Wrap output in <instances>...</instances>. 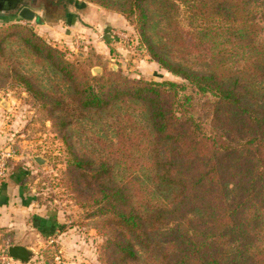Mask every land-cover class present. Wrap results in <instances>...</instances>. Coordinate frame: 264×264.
<instances>
[{
	"label": "rangeland",
	"instance_id": "374dc122",
	"mask_svg": "<svg viewBox=\"0 0 264 264\" xmlns=\"http://www.w3.org/2000/svg\"><path fill=\"white\" fill-rule=\"evenodd\" d=\"M220 1L46 0L36 10V20L0 18V151H15L10 173L22 171L24 191L35 209L55 218L50 233L0 228V264H7V248L21 241L33 253L25 264H159V253L138 246L136 262L120 261L115 243L128 237L100 197L77 179L72 157L105 165L107 182L121 187L141 209L160 205L167 195L155 182L152 161L157 148L146 106L120 96L103 109L82 108L72 81L24 43L27 31L76 68L78 80L97 79L96 90L146 82L185 85L151 58L140 35L138 6L146 15L145 36L164 58L186 69H212L223 75L239 71L244 62L240 51L223 60L218 49L209 51L211 42L218 46L221 40L216 30ZM250 2L255 15L264 13V0ZM67 4L71 7L66 10ZM66 11L75 17L71 23L65 21ZM260 25L257 40L263 45L264 23ZM112 31L126 34L128 40L110 38ZM20 76L38 94L29 93ZM252 80V91L263 99L264 82ZM211 101H195L196 117L206 119L202 109ZM36 157L45 162L37 164Z\"/></svg>",
	"mask_w": 264,
	"mask_h": 264
},
{
	"label": "trees",
	"instance_id": "16d2710c",
	"mask_svg": "<svg viewBox=\"0 0 264 264\" xmlns=\"http://www.w3.org/2000/svg\"><path fill=\"white\" fill-rule=\"evenodd\" d=\"M251 3H218L221 40L218 46L211 42L209 51L218 49L222 60L240 51L244 62L239 71L223 75L186 69L164 58L146 38V15L138 6L140 35L151 58L185 85L146 82L96 90L97 79L78 80L76 68L35 33L23 37L35 54L72 81L82 108L103 109L120 96L147 108L157 148L155 182L167 194L160 205L135 206L121 187L107 182L103 164L96 167L78 157L70 162L77 179L100 197L128 237L115 243L120 261L136 262L138 246L159 253V264H264V98L251 89L253 78L264 82V44L257 40L264 13L255 15ZM18 79L29 93L38 94L26 78ZM198 98L212 99L202 109L205 120L193 112Z\"/></svg>",
	"mask_w": 264,
	"mask_h": 264
},
{
	"label": "crops",
	"instance_id": "0c3cea01",
	"mask_svg": "<svg viewBox=\"0 0 264 264\" xmlns=\"http://www.w3.org/2000/svg\"><path fill=\"white\" fill-rule=\"evenodd\" d=\"M23 174L20 170L12 171L0 184V228L17 232L31 227L36 231L50 233L55 218L44 216L35 209L33 202L24 191ZM20 243L15 245L26 246L25 241Z\"/></svg>",
	"mask_w": 264,
	"mask_h": 264
},
{
	"label": "water",
	"instance_id": "95a60500",
	"mask_svg": "<svg viewBox=\"0 0 264 264\" xmlns=\"http://www.w3.org/2000/svg\"><path fill=\"white\" fill-rule=\"evenodd\" d=\"M46 0H0V18H17L24 21L36 20V10L40 3ZM7 107V106H5ZM39 165L45 162L40 157L35 158ZM8 256L22 264L28 263L33 253L30 249L14 245L7 248Z\"/></svg>",
	"mask_w": 264,
	"mask_h": 264
},
{
	"label": "built area",
	"instance_id": "2783aa9c",
	"mask_svg": "<svg viewBox=\"0 0 264 264\" xmlns=\"http://www.w3.org/2000/svg\"><path fill=\"white\" fill-rule=\"evenodd\" d=\"M109 36L112 39L116 38L115 40H123V41L128 40L126 34L118 33L116 31H112ZM15 159H16L15 151L12 150L11 147H8L7 149L0 151V184L3 183L9 177L11 163ZM5 259L7 260V264H13L16 261L10 258L8 256V253L5 256Z\"/></svg>",
	"mask_w": 264,
	"mask_h": 264
},
{
	"label": "flooded vegetation",
	"instance_id": "af4514ba",
	"mask_svg": "<svg viewBox=\"0 0 264 264\" xmlns=\"http://www.w3.org/2000/svg\"><path fill=\"white\" fill-rule=\"evenodd\" d=\"M60 2L63 3L62 1H60ZM60 2H59V3H60ZM70 7H71V6H69V4H67L66 10H67L68 8H70ZM72 8L75 9L74 6H73ZM64 17H65V21H67L68 23H71L72 20L75 18L74 15L71 14V13H69L68 11H66Z\"/></svg>",
	"mask_w": 264,
	"mask_h": 264
}]
</instances>
